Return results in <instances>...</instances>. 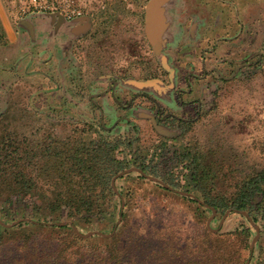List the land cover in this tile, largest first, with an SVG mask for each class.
I'll return each instance as SVG.
<instances>
[{"label":"rangeland","instance_id":"1","mask_svg":"<svg viewBox=\"0 0 264 264\" xmlns=\"http://www.w3.org/2000/svg\"><path fill=\"white\" fill-rule=\"evenodd\" d=\"M56 1L68 4L80 10L82 15L91 17L95 23L94 30L76 47L71 48L73 61L70 71L65 67L66 89L61 96L40 94L36 90L40 83L28 85L26 82L2 106L0 148L5 145L10 147L9 151L16 148V153H20V168L36 176L38 186L35 193L29 191L26 198H22L23 194L15 205L0 200V226L5 228L29 221L26 216L28 199L42 205L52 195L54 177L62 172L56 170L58 160L55 155H38L46 145L52 143L51 147L60 148L63 143L71 145L81 137V133L84 139L88 135L93 137L94 134H90L93 129L101 130V134L106 135L100 127V113L88 106L86 96L74 95L71 89L74 82L79 83V80L86 85L94 77L101 79L109 75L148 76L146 70L137 67L148 61L156 63L158 58L162 60L157 55L153 56L142 31L141 14L135 6L146 0ZM126 3L130 4L127 8ZM253 9L255 53L248 59L253 68H244L233 75H229L227 71L231 70L227 68L223 73L227 78L217 81L210 79V83L215 84L216 92L207 99L206 107L198 116H185L191 118L190 122L182 125L178 138L168 144L170 151L185 146L195 155H200L209 173L208 183L212 193L227 198L247 175L264 166V0L257 1ZM114 13L116 16H113ZM243 55L242 52L244 58ZM242 57L238 58L239 61ZM44 104L48 105L47 110L41 108ZM141 133V136H137L139 141L136 147L140 152L153 153L157 143L155 137L151 132ZM144 156L146 163L150 159H159V155ZM169 157L168 154L162 158L160 168L162 172L170 168L174 182L177 183V177L184 178L187 168L183 162L172 164ZM116 158L129 159V155L116 154ZM133 168L120 171L113 184L114 191L128 188L133 193L128 205V238L137 239L138 248L130 264H136L134 261L139 264H203L206 250L213 252L218 259L220 255H229L231 264H264V226L254 224L242 213L229 212L225 215L226 211L223 214L213 210L203 211L198 204L183 199V194L169 193L158 187L156 183L169 187L164 180L151 175L141 180L134 173L136 171L125 172ZM131 172V175H127ZM7 187V182L0 181V194ZM189 194L192 196H185L195 197V194ZM116 220L115 212L107 213L102 215L98 223L93 222L76 229L83 234L90 231L110 234L116 231ZM52 224L54 222L48 226ZM22 225L23 229L28 228L26 224ZM255 225L258 226V235ZM243 228L250 230V236L245 242L242 237H237ZM52 232L54 236L58 230L43 229L42 236L47 238ZM207 232L220 234L219 238L223 241L214 243L215 247L208 249Z\"/></svg>","mask_w":264,"mask_h":264},{"label":"trees","instance_id":"2","mask_svg":"<svg viewBox=\"0 0 264 264\" xmlns=\"http://www.w3.org/2000/svg\"><path fill=\"white\" fill-rule=\"evenodd\" d=\"M101 133V130L93 129L90 132L94 134L93 137L88 135L87 139L81 133V137L71 145L63 143L61 148L51 147L52 143H49L38 154L55 155L58 160L56 170L60 169L62 173L54 177L55 188L44 204L27 200L26 216L29 221L9 228L0 226V264H130L138 248V240L128 238V205L133 193L128 188L113 190L117 180L115 176L130 167L139 170L134 172L138 179L145 180L146 175H151L164 180L169 187L156 184L166 192L195 194L194 198L181 197L198 204L203 211L213 210L221 214L227 210L240 214L246 212L247 219L264 226V166L247 175L227 198L212 193L203 158L195 155L190 148L184 146L170 151L168 145H162L158 161L150 159L146 163L144 152H140L132 140L112 139ZM5 147L0 148V181L7 182L8 187L2 190L4 193L0 194V200L15 205L23 194L22 198H26L29 191L36 192L37 177L20 168V153H16V148L9 151L10 147ZM119 147L127 151L129 159L116 158L115 151ZM168 154L172 164L183 162L187 168L183 185L174 182L173 174L169 171L171 165L167 166L169 169L165 172L160 168L162 158ZM112 212H115L118 224H115L116 231L109 237L95 235L81 238L73 230V227L81 229L86 224L98 223L103 214ZM62 221L66 223L57 225ZM51 222L54 224L48 226ZM22 224L28 228L23 229ZM43 229H55L58 233L52 236V232L46 238L42 236ZM207 236L208 249L215 247L214 243L223 241L219 238L221 235L215 232H207ZM249 236L250 230L243 228L237 237H242L245 242ZM10 244L12 246L5 247ZM219 257L221 261L213 252L206 250L203 264H231L229 255ZM134 263L139 264L137 261Z\"/></svg>","mask_w":264,"mask_h":264},{"label":"crops","instance_id":"3","mask_svg":"<svg viewBox=\"0 0 264 264\" xmlns=\"http://www.w3.org/2000/svg\"><path fill=\"white\" fill-rule=\"evenodd\" d=\"M166 1L167 46L173 49L174 57L189 66L184 71L189 73L186 79L189 88L185 87L183 79H172L167 83V80L160 77L140 76H126L116 81L108 76L101 79L94 77L86 85L77 80L79 83L74 82L71 86L74 95L86 96L88 106L100 113V125L112 139L132 140L136 145L141 132H151L157 142L156 147L153 153L144 152V155H159L160 146L168 145L176 139L175 132L169 127L160 126L146 102H135L129 108L114 104L110 94L106 92L110 85L114 84L118 89H125L129 93L141 92L155 99L177 118L187 119L185 116L195 113L194 105L201 103L204 97L210 98L209 90L212 86H209L211 83H206V78L211 76L208 70L214 67L216 59L223 56V49L228 44L224 40L234 34L229 41L238 44L237 47L240 48V37L247 30L241 17L249 15L256 2L261 0ZM181 4L184 10L197 15L193 20L187 19L185 27H181V21L177 20ZM125 7L127 8V4ZM234 15L237 16V23L233 21ZM94 24L91 17L84 15L73 20L45 12H31L20 16L16 0H0V111L16 89L26 82L28 85L40 83L36 87L40 94L61 96L66 89L65 67L70 71L73 61L71 48L93 32ZM185 32L190 35H185ZM196 65H203V70L196 68ZM199 75L206 78L197 83L195 78ZM177 93H180V97ZM41 108L47 110L48 105L44 104ZM115 153L127 155L123 147L117 148Z\"/></svg>","mask_w":264,"mask_h":264},{"label":"flooded vegetation","instance_id":"4","mask_svg":"<svg viewBox=\"0 0 264 264\" xmlns=\"http://www.w3.org/2000/svg\"><path fill=\"white\" fill-rule=\"evenodd\" d=\"M149 1L150 0L142 1L141 3L138 2V4L135 5L136 9L141 14L140 17H141V23H142V31L144 32V34H145V9ZM167 6L168 4H167V1L165 0L163 3L159 4L157 7V13L159 14L160 20H162V25H163V28L159 35L158 51H155L153 46L147 40V42L150 45V49H151L153 56L157 55L160 57V59L162 58V60H159L158 58L159 61L157 60L156 63H154V61H148L147 63H144L143 65H139L137 68L146 70L149 73L148 76H143V77H147V78L160 77L162 79L167 80V83H169L172 79H177V80L183 79L185 80V87L189 88V85L187 84V81H186L187 75L189 73H184V71L189 66H187V64H183L182 60H179L177 57H174L173 49L171 50L167 46L168 45V43L166 42L167 34H165V31L168 27V24L165 22V21H168V16L167 15L165 16V14L168 11ZM180 10L181 12L177 16V20L181 21V24H180L181 27L182 26L185 27L187 25V19L193 20V18H197V15L195 13H190L187 10H184L183 4H181ZM253 12H254V9L251 10L249 15L245 17H241L242 19L241 22L243 23V25L245 24L247 25V30L246 31L244 30L243 36L240 37V42H239L240 48L237 47L238 44H234V43H231V41H229V38H233L234 34H232L231 36L227 37V39L224 40L228 44H227V47L223 49V56L219 57V59H216L215 63L213 64L214 67L208 70L210 72L211 79H213L214 81L227 78L226 76L223 75V73L227 71L226 70L227 68L231 70V71H227L229 75L239 73V71L243 70L244 68H247L248 70L253 68V65H250L251 62L248 60L249 56L255 53V50L253 49V45L255 42L254 33H255L256 28H255V23H254V13ZM236 19H237V16L234 15L233 16L234 23H237ZM249 25H252V26L248 28ZM186 34L190 35L189 32L188 33L185 32V35ZM242 52L243 54H245L243 55L244 58L242 57ZM162 53L164 54V56ZM245 56H247V59H245L246 58ZM231 57H233L234 59L231 60L230 59ZM240 57H242L241 61H239ZM196 68L201 70L203 68V65H199V66L196 65ZM108 77L115 79L116 81L117 79H120L124 76L122 74L119 76L109 75ZM210 77L206 78L204 75L203 76L199 75V76H196L195 82L199 83L202 81V78L203 79L206 78L207 82L210 83L211 82ZM209 86L213 87V88L211 87L209 90L210 97H211L216 92V87H214L215 84H210ZM174 89H176V87H174ZM118 91H120L119 94L117 93ZM106 92L110 94V97L114 104H117V106L123 107V108H125L126 106H128L126 108L132 107L135 102H138L139 104H142L144 101L147 102L148 107H150L154 112V117H155L154 119H156V121L160 123V126H162L163 128L169 127L170 129L174 130L175 132L174 137L176 138H178L177 135L180 134L181 132L182 125L189 123L191 120V118H187L185 120L182 118H177L173 112H171L166 107L161 105L155 99L150 98L149 96L144 95L141 92L129 93L125 89H122V88L118 89V86H115L114 84H111L109 89ZM177 96L180 97V93H177ZM207 99L208 97H204L201 103L193 106L195 116H198L201 113V110L204 107H206Z\"/></svg>","mask_w":264,"mask_h":264},{"label":"water","instance_id":"5","mask_svg":"<svg viewBox=\"0 0 264 264\" xmlns=\"http://www.w3.org/2000/svg\"><path fill=\"white\" fill-rule=\"evenodd\" d=\"M164 1L165 0H150L147 3L146 9H145V35H146L147 40L153 46L155 51H158L159 35H160L161 30L163 28L162 20H160L159 14L157 13V7L159 4L163 3ZM81 17H79V18H81ZM79 18H77V19H79ZM130 171H139V170L136 168H133V169H128L125 172H130ZM114 179H115V177H114ZM150 179L157 181V179L154 177H150ZM180 194L192 196L191 194L184 193V192L183 193L181 192ZM229 212H230V210H227L225 215ZM241 213L243 215L247 216L246 212H241ZM225 215L223 216V218L225 217ZM65 223L66 222L57 223V224L58 225H64ZM255 228H256V232H257L256 234L258 235V232H259L258 226L255 225ZM73 230L80 237H89V236L95 235V234L101 235L103 237H109L111 234H113V233L103 234V233H100L97 231H90L88 233L83 234V233H80L75 227H73Z\"/></svg>","mask_w":264,"mask_h":264},{"label":"built area","instance_id":"6","mask_svg":"<svg viewBox=\"0 0 264 264\" xmlns=\"http://www.w3.org/2000/svg\"><path fill=\"white\" fill-rule=\"evenodd\" d=\"M126 4L127 6L130 5L128 3ZM16 8L20 16L31 12L56 13L61 15L66 20H73L83 16L80 10L70 7L68 4L59 3L56 0H16ZM176 182L183 185V177H177Z\"/></svg>","mask_w":264,"mask_h":264}]
</instances>
